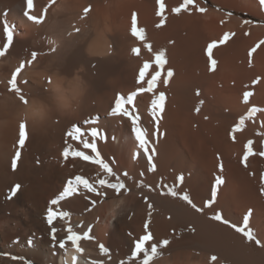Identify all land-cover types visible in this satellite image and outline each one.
Wrapping results in <instances>:
<instances>
[{"label":"bare ground","instance_id":"obj_1","mask_svg":"<svg viewBox=\"0 0 264 264\" xmlns=\"http://www.w3.org/2000/svg\"><path fill=\"white\" fill-rule=\"evenodd\" d=\"M161 2L163 10L157 0H32L31 8L27 0H0V264H138L143 254L131 259V252L147 234L146 222L153 237L146 247L169 241L152 264H264V156L259 154L264 152V0H195L204 12L188 6L179 13L172 9L183 0ZM133 17L141 38L132 34ZM213 42L214 64L207 53ZM161 50L165 65L158 69L153 92L135 98L156 166L149 171L130 121L109 113L118 95L127 96L141 84L147 89ZM33 52L35 61L26 63ZM145 62L150 68L141 81ZM21 63L17 86L26 104L9 84ZM158 92L165 93V111L153 121L150 100ZM96 117V123H85ZM21 122L28 135L19 148ZM73 125L100 130L105 139H97V149L127 192L101 189L104 194L97 196L79 188L59 205L70 217L54 223L61 231L53 243L46 210L69 178L115 182L97 164L62 157L66 142L92 154L66 136ZM18 148L21 157L13 170ZM216 176L224 183L213 210L241 226L251 210L248 228L260 245L210 219L213 210L198 213L168 194L169 188L187 192L203 207ZM15 184L21 191L8 200ZM69 225L90 238L60 249ZM101 244L108 254L101 253Z\"/></svg>","mask_w":264,"mask_h":264},{"label":"snow or ice","instance_id":"obj_2","mask_svg":"<svg viewBox=\"0 0 264 264\" xmlns=\"http://www.w3.org/2000/svg\"><path fill=\"white\" fill-rule=\"evenodd\" d=\"M157 3L159 4V8L163 10L165 8V4L161 2V0H157ZM27 5L29 8L32 6V0H27ZM188 6H194L198 11L204 12L205 9L200 8L199 5L195 4V0H183V3L174 9H172L173 12L179 13L182 8L187 10ZM85 11H88L85 9ZM27 15V13H26ZM159 15V13H158ZM29 19L36 20L39 22L37 17L29 16ZM163 22V20H162ZM159 26V25H158ZM5 32L9 33V29L6 26ZM132 34L136 36L137 38H141L142 36V30L138 31L135 26V17H133V27H132ZM8 41L11 42L12 36L9 33L8 34ZM50 43H53L50 41ZM264 43V42H262ZM149 48V51H151V47L149 45H145ZM216 46V42L210 43L207 46V53L209 56V60L212 64L215 63L211 59V54L213 48ZM7 47V46H6ZM134 54H139L140 50L134 48L133 50ZM4 52L0 51V55H3ZM37 54L35 52L32 53L31 61H27L26 63H31L32 61H35ZM155 65L156 70L148 73L150 75V79L146 81L148 87L145 89L143 85L141 84L137 91L132 92L131 94H128L127 96L118 95L115 99L114 106L111 108V111L109 113L112 117H121V118H127L130 121L131 125V132L134 133L136 140L139 143L140 148L144 149V154L147 156V160L150 164L149 171H155L156 166L152 163L153 157L149 154V146L151 144V140L149 138L147 129L142 126L141 117L138 114L136 109V103L135 98L138 96V93H144V92H153V85L158 82L157 78L161 77V72L158 70L162 68L165 65V51L161 50L159 52H156L155 54ZM25 67V63H21L20 67L16 69V71L12 75V79L9 81V84L11 85L10 90L15 91L18 98L23 103H27L28 100L26 96L23 94L22 89L17 86V74L22 71V69ZM150 68V62H145L141 69L139 70V80L144 81L145 75L148 72V69ZM173 75V72L171 70L167 71V76L171 77ZM163 84H167V79H162L160 81ZM155 98L150 100V108H151V115L153 118V121H157L165 111V102L166 97L164 92H158V94L154 93ZM245 101L248 100V94H245L244 96ZM202 103V102H201ZM125 105H128L129 107H125ZM199 111V109H197ZM252 111H255L253 109ZM98 117L96 118H89L88 121H85V123H96L98 121ZM242 122V120H241ZM156 133H153L155 135ZM19 139H18V145L19 148H22L27 140V128H26V122H21L19 125ZM66 136L70 137L73 141H75L77 144H79L83 149L90 150L92 154H88L86 151L79 150L77 148H74L72 145H69L66 142V146L62 152V157L67 160L69 157L72 158H80L83 161H88L94 164L99 165L100 169L104 173L107 174V177H114L115 182H111L109 179L97 176L95 179L90 180L88 177L76 175L74 178H69L66 182V185L63 187L62 191L59 192V194L53 198L49 202V207L46 210V223L50 227V237L53 241V243L57 242V233L58 231H61V229L54 226V223L59 220H64V218L70 217V213L68 211L60 210L59 205L61 201H65L70 197H73L74 195L78 194V189L82 187L83 190H85L87 193L95 194L97 196L103 195L104 193L101 191V189H111L116 195H119L121 193V190H124V192H127V188L124 184V182L121 180L120 176L113 171V169L110 167V163L106 162L102 157L100 152L97 149V139H105L104 136L100 135V130L96 127H91L90 129H84L81 128L79 125H73L72 130L66 132ZM86 137L91 138V142H89V139ZM249 145H251V141L249 142ZM247 147V152L251 153L252 148L250 146ZM17 149L15 156L12 159L11 167L13 170H16L17 168V162L21 157V152ZM151 151L154 152L155 149L151 148ZM261 156H264V152L259 153ZM247 160V154L244 156L242 163ZM220 168L222 170L223 166L220 165ZM124 176H127V173L125 172L123 174ZM131 179V177H128ZM178 180L180 182L183 181V177H178ZM224 183V179L222 176H216L214 178V183L211 188V198L204 201L203 207H198L193 200L190 198V195L185 192L183 194L173 190L172 188H169L168 194L177 197L179 196L180 199H182L184 202H186L192 209H194L198 213H204L206 209L213 210V206L216 202L218 189L219 187ZM261 194L264 195V175L261 176ZM21 191V185L15 184L13 185L7 195V199L11 200L14 197H17L18 194ZM94 203V201H93ZM149 208L152 207L151 204L148 205ZM252 215V211L249 210L248 213L243 217V225H239L237 223H233L229 219L225 218L222 211L219 210H213V215L210 217V219H213L214 221L220 222L223 225H226L232 229H234L236 232L241 233L248 241L255 240V243L257 245H260V241L256 239V237L253 235V232L250 228H248L249 218ZM145 235L141 236L137 241L134 243V248L131 252V259H137L142 255V259H138V264H152V261L154 258L160 255L159 248L163 246H167L169 244L168 240H162L159 242V245L156 243H152L150 249L146 247V242L153 239L150 232H148L149 224L145 223ZM248 228L247 231L245 229ZM67 232V236L64 239L59 240V248L60 249H66V245L72 244L75 246H79V241L81 239H89L88 233H84L83 237L73 231L71 226L69 225L66 229H63ZM194 231V229H193ZM29 244L33 243L32 238L28 241ZM100 250L102 254H108L109 250L104 247L103 244L100 246ZM15 259V258H14ZM213 260L216 259L215 256L212 257ZM121 264H129L128 261H121Z\"/></svg>","mask_w":264,"mask_h":264},{"label":"rangeland","instance_id":"obj_3","mask_svg":"<svg viewBox=\"0 0 264 264\" xmlns=\"http://www.w3.org/2000/svg\"><path fill=\"white\" fill-rule=\"evenodd\" d=\"M254 21H256V22H259V20L258 19H253Z\"/></svg>","mask_w":264,"mask_h":264},{"label":"clouds","instance_id":"obj_4","mask_svg":"<svg viewBox=\"0 0 264 264\" xmlns=\"http://www.w3.org/2000/svg\"><path fill=\"white\" fill-rule=\"evenodd\" d=\"M76 80H79V77H76Z\"/></svg>","mask_w":264,"mask_h":264}]
</instances>
